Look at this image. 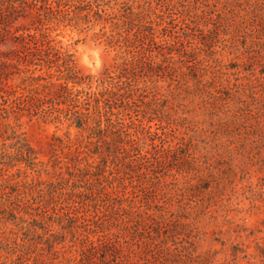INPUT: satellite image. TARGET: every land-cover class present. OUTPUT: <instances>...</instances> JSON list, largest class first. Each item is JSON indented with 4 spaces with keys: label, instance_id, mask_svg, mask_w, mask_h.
<instances>
[{
    "label": "trees",
    "instance_id": "16d2710c",
    "mask_svg": "<svg viewBox=\"0 0 264 264\" xmlns=\"http://www.w3.org/2000/svg\"><path fill=\"white\" fill-rule=\"evenodd\" d=\"M85 1L0 0V45L21 42L28 51L24 56L19 50L0 51V138L6 142L11 134L16 152L6 153L4 144L0 176L4 177L5 167H13L15 157L30 167L33 161L27 140L6 123L11 114L50 103V117L68 121L82 138L74 145V160L66 171L38 187L43 200L28 198L32 191L28 182L15 185L10 177L1 182L0 264H133L134 255L146 264L176 263L179 257L203 264L201 256L192 258L189 236L185 240L189 246L179 241L189 224L170 207L185 196V188L171 193L159 181L166 177L164 167L178 166V174L194 176L208 190L215 171L212 165L205 169V160L197 156L184 126L156 111L184 87L187 94L204 99L205 107L214 110L212 117L228 116L229 134L244 132L256 143L264 139V0H112L115 4L109 7L116 11L106 18L112 25L106 42L116 52L113 68L96 80L89 78L87 89L75 90L68 80L39 85L41 78L21 64L42 67L43 61L54 67L43 49L42 42H50L45 21L53 14L70 15L69 8L79 10L77 3ZM97 3L89 1L88 9L94 10ZM239 42L250 62L260 63L262 78L244 69L247 76H241L246 82L240 83L234 77L240 76L242 66L223 65L220 49L240 51ZM41 53L47 60L30 59ZM16 74H26L19 90L8 82ZM231 102L236 104L233 117ZM127 180L136 183L131 192L124 186ZM17 186L26 191L17 189L13 195ZM100 208L105 211L99 212ZM257 249L259 254L250 256L233 248L234 263L244 254L247 264H264V246Z\"/></svg>",
    "mask_w": 264,
    "mask_h": 264
},
{
    "label": "rangeland",
    "instance_id": "374dc122",
    "mask_svg": "<svg viewBox=\"0 0 264 264\" xmlns=\"http://www.w3.org/2000/svg\"><path fill=\"white\" fill-rule=\"evenodd\" d=\"M89 1L94 0L78 2L79 10L73 6L68 9L70 15L53 14L45 21L44 28L50 42H42L43 49L48 51V57L55 62L54 65H50L54 67L50 68L43 61L42 67L29 63L20 66L22 69H29L30 73L34 72L37 79L40 77L39 85L43 86L49 82L60 85L68 80L69 86L75 90L87 89L89 78L96 80L105 69L113 68L115 65L116 52L106 42L112 31V25L106 18L108 14L116 11L110 9L109 4H115V1L98 0L97 6L92 11L87 6ZM153 6H156L155 2ZM64 9L66 11L67 7ZM177 22L175 23L178 25L182 24ZM238 46L240 51L220 49L219 57L223 65L242 66L238 67L242 71L240 76L234 77L240 78V83L246 82L241 76L243 74L247 76L244 69L254 70L255 75L262 78L260 72L263 68L260 63L257 61L251 63L250 54L244 52L240 42ZM34 47L32 44V52H35ZM12 50L21 51L22 56L28 53L27 50L22 49L21 42L0 45L1 52L7 53ZM35 58L37 61L47 60L45 53L36 54L30 59ZM25 75L16 74L8 82L15 90H19L18 86ZM231 78L232 83L236 82L233 77ZM180 88L178 92L170 94L172 99H169V102H161L164 107L156 112L175 124L184 126L182 130L192 137L191 143L197 148V156H202L205 160V169L212 165L215 181L210 189H202L199 186L200 182H197L198 179L194 180V176L190 178L186 174H178V166H174V168L164 167L163 172H166V177L159 181L160 186L165 188L168 186L171 193H175L177 187L185 188V196L177 197V201H174L170 207L174 214L185 217L183 223L189 224L184 226L183 230L186 233L178 239L189 246L185 241L189 236L188 241L193 242L192 258L201 256L203 264H229V262L235 264L232 256L233 248H242L251 256L259 254L257 249L259 245L264 246V139L256 143L249 140L244 132L229 134L225 124L228 116L217 113L212 117L213 106L211 112L210 107H205L204 99L200 95H189L184 87ZM95 89L96 84L92 90ZM51 108L50 103H36L29 110L11 114L6 121L27 140L34 154L31 167L21 161V158L15 157L11 163L13 167L11 169L5 167V175L0 176V184L4 178L9 177L15 185L17 183L25 185L24 183L28 182V188L33 191L28 196L31 199H41L40 195L38 196L40 190L38 187L47 186L41 183L49 184L59 172L66 171L67 165L74 160V145L82 139L78 130L71 127L68 121H54L49 113L53 111ZM230 109V117H233L236 114L234 102H231ZM233 123L231 128L235 131L238 124L236 121ZM156 124L157 121L150 123L153 127L152 131L156 129ZM6 138L10 140L4 142V138H0V154L5 152L3 151L5 143L8 148L6 153L13 154L15 149L12 147L14 143V140H11L12 135L9 134ZM135 184V182L132 184L131 180L125 181L127 192H131ZM17 189H21L20 192L26 191L24 186L13 187V195H16ZM55 196L57 197L58 194ZM136 196L140 197V195ZM182 200L184 203H180ZM100 209L99 212L105 211ZM90 210L93 213L96 209L91 207ZM9 227L13 228V225ZM57 228L55 225L54 230L57 231ZM68 236L70 237V234ZM183 251L188 252L184 249ZM137 259L134 255L132 263L146 264L144 261H136ZM175 260L176 263L171 264H199L191 263L186 258L179 257ZM238 264H247L244 254H239Z\"/></svg>",
    "mask_w": 264,
    "mask_h": 264
}]
</instances>
